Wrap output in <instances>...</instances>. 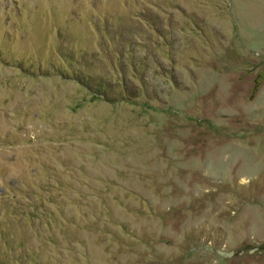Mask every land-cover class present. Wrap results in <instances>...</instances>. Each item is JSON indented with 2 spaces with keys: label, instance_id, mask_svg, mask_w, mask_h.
<instances>
[{
  "label": "rangeland",
  "instance_id": "rangeland-1",
  "mask_svg": "<svg viewBox=\"0 0 264 264\" xmlns=\"http://www.w3.org/2000/svg\"><path fill=\"white\" fill-rule=\"evenodd\" d=\"M0 264H264V0H0Z\"/></svg>",
  "mask_w": 264,
  "mask_h": 264
},
{
  "label": "trees",
  "instance_id": "trees-1",
  "mask_svg": "<svg viewBox=\"0 0 264 264\" xmlns=\"http://www.w3.org/2000/svg\"><path fill=\"white\" fill-rule=\"evenodd\" d=\"M80 81H82V83L84 84V85H86L87 83L83 80V79H80ZM95 91L94 92H100L102 89L101 88H97V89H94ZM29 197H31V195H28ZM23 205V204H22ZM31 207L34 209L35 207H36V205L35 204H33V205H31ZM39 207H40V205H39ZM26 212V211H25ZM32 216L34 219L35 218H37V215L34 213V211H31L30 212V214H29V216Z\"/></svg>",
  "mask_w": 264,
  "mask_h": 264
}]
</instances>
